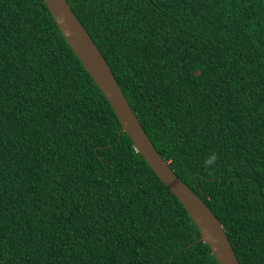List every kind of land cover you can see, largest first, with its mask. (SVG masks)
<instances>
[{"label": "trees", "instance_id": "obj_1", "mask_svg": "<svg viewBox=\"0 0 264 264\" xmlns=\"http://www.w3.org/2000/svg\"><path fill=\"white\" fill-rule=\"evenodd\" d=\"M154 147L264 264V0H67ZM44 0H0V264H218Z\"/></svg>", "mask_w": 264, "mask_h": 264}, {"label": "water", "instance_id": "obj_2", "mask_svg": "<svg viewBox=\"0 0 264 264\" xmlns=\"http://www.w3.org/2000/svg\"><path fill=\"white\" fill-rule=\"evenodd\" d=\"M63 38L109 102L132 146L162 183L182 203L218 264H240L225 229L204 200L172 170L154 147L113 76L109 63L79 21L67 0H44Z\"/></svg>", "mask_w": 264, "mask_h": 264}]
</instances>
